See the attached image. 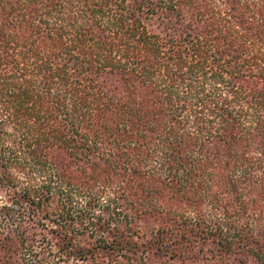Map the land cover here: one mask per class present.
<instances>
[{"label": "trees", "instance_id": "1", "mask_svg": "<svg viewBox=\"0 0 264 264\" xmlns=\"http://www.w3.org/2000/svg\"><path fill=\"white\" fill-rule=\"evenodd\" d=\"M0 194L39 253L264 264V0H0Z\"/></svg>", "mask_w": 264, "mask_h": 264}, {"label": "rangeland", "instance_id": "2", "mask_svg": "<svg viewBox=\"0 0 264 264\" xmlns=\"http://www.w3.org/2000/svg\"><path fill=\"white\" fill-rule=\"evenodd\" d=\"M116 195H111V199ZM106 200V198H105ZM150 202V200H148ZM152 201V200H151ZM5 204L4 198L0 194V208ZM154 206L159 205V202L154 200L152 201ZM195 210V209H194ZM197 210V209H196ZM92 214H97L96 210L91 212ZM185 216L192 218V214L187 212ZM178 214H182V211ZM196 213L194 214V216ZM8 218H0V225L3 224ZM182 220V218H181ZM94 222V221H93ZM8 224V223H6ZM159 223L153 225H138L134 228V237L131 239V243L127 246L125 251L122 254L116 255L110 251H98L93 250L91 255H88V259L81 261L78 257H62L57 253V250L54 246H51L48 252L39 253L37 246L39 243L35 244L33 242H26L25 237H20L14 233L17 229L14 226L7 225L5 229L1 232L3 233L0 236V263L2 264H160L157 260L147 261V251L153 250L150 245L147 247V240L149 239L148 234L143 232H148V230L156 231L159 228ZM133 227V226H132ZM185 229L189 230L188 227ZM184 229V231H185ZM92 233L90 235H81V236H72L69 233V237L72 238V246L77 248H91L92 244H102L101 239L109 240V237L106 233L101 235L96 233L95 229H89ZM177 233L183 231L182 228H177ZM194 231H196L194 229ZM188 235V234H186ZM7 237V239H6ZM23 239V245H22ZM102 239V240H103ZM42 241V240H40ZM110 241V240H109ZM182 242V241H179ZM88 243V244H86ZM153 243V242H152ZM97 246V245H96ZM180 248L189 249L187 244L180 246ZM186 249V250H187ZM183 250V249H182ZM151 252V251H149ZM191 253V252H190ZM189 253V254H190ZM122 255L123 257H118ZM74 256V255H73ZM202 255L201 257H203ZM201 257L197 258L194 263L186 262L185 264H200ZM132 260V261H130Z\"/></svg>", "mask_w": 264, "mask_h": 264}]
</instances>
